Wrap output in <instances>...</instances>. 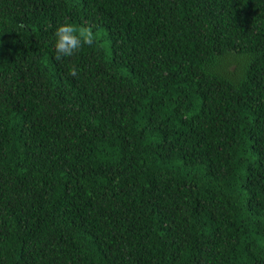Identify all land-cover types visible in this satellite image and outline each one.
Here are the masks:
<instances>
[{
  "label": "trees",
  "instance_id": "16d2710c",
  "mask_svg": "<svg viewBox=\"0 0 264 264\" xmlns=\"http://www.w3.org/2000/svg\"><path fill=\"white\" fill-rule=\"evenodd\" d=\"M0 264H264V0H0Z\"/></svg>",
  "mask_w": 264,
  "mask_h": 264
},
{
  "label": "clouds",
  "instance_id": "9594fccd",
  "mask_svg": "<svg viewBox=\"0 0 264 264\" xmlns=\"http://www.w3.org/2000/svg\"><path fill=\"white\" fill-rule=\"evenodd\" d=\"M94 36L91 27L77 25L68 19L58 22L52 31L51 47L54 58L61 61L77 55L85 45L92 46ZM79 71L78 66L73 63L68 68V74L75 77Z\"/></svg>",
  "mask_w": 264,
  "mask_h": 264
}]
</instances>
